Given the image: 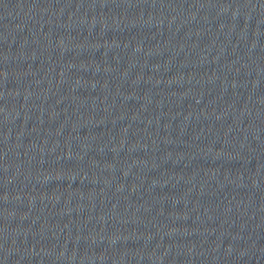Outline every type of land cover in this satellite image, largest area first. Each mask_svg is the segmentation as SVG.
Listing matches in <instances>:
<instances>
[{
    "label": "water",
    "instance_id": "obj_1",
    "mask_svg": "<svg viewBox=\"0 0 264 264\" xmlns=\"http://www.w3.org/2000/svg\"><path fill=\"white\" fill-rule=\"evenodd\" d=\"M0 264H264V0H0Z\"/></svg>",
    "mask_w": 264,
    "mask_h": 264
}]
</instances>
